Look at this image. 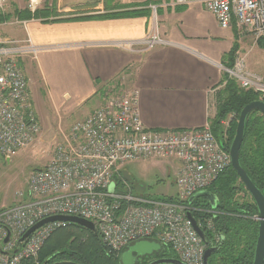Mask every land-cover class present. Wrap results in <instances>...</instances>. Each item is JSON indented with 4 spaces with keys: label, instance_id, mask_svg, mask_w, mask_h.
<instances>
[{
    "label": "built area",
    "instance_id": "built-area-1",
    "mask_svg": "<svg viewBox=\"0 0 264 264\" xmlns=\"http://www.w3.org/2000/svg\"><path fill=\"white\" fill-rule=\"evenodd\" d=\"M192 1L172 0L149 8L155 14L159 7L189 5ZM196 1L214 16L220 29L234 24L255 44L264 42V0ZM7 3L0 0V13H5ZM105 44L130 53L172 45L153 24L140 39ZM47 48L34 44L29 37L17 40L0 36V156L7 161L39 142L41 125L20 62L26 58L36 60L38 53ZM244 59L236 54L232 65L221 69L241 89L256 93L264 101V79L248 70ZM101 93L100 106L62 131L45 165L28 175L25 190L17 193L20 202L0 210V264H38V254L47 238L55 229L66 227L67 222L42 225L19 242L15 254L12 252L28 229L55 215L93 222L101 244L115 255L134 241L154 240L184 264H203L206 246L186 214L203 215L206 211L187 201L225 172L230 166L229 152L209 123L192 129H147L139 115V91L125 86L121 77L104 83ZM163 159H174L179 164L174 179L177 198L150 199L133 193V185L122 176L121 168L138 160ZM196 221L205 233L212 230L209 219L199 217ZM6 230L9 238L3 244Z\"/></svg>",
    "mask_w": 264,
    "mask_h": 264
},
{
    "label": "crops",
    "instance_id": "crops-1",
    "mask_svg": "<svg viewBox=\"0 0 264 264\" xmlns=\"http://www.w3.org/2000/svg\"><path fill=\"white\" fill-rule=\"evenodd\" d=\"M170 1L37 0L30 9V13L37 9V18L31 14L32 18H19L27 7L23 0H14L13 10L1 15L20 22L19 27L8 29L4 22L0 35L17 40L29 37L34 44L49 47L36 60H21L20 66L30 82L31 101H36L33 95L37 94L51 101L56 111L73 115L72 119L66 115L55 118L70 121L66 130L100 106L102 85L117 77L139 91V115L147 129L199 128L215 117L216 99L225 83L221 67L232 62L223 57L236 49L246 53L253 40L234 24L220 29L214 16L196 0L189 5L159 7L155 14L149 8ZM131 11L138 15L99 18ZM152 24L172 45L130 53L105 44L140 39ZM256 44L258 53H264V42Z\"/></svg>",
    "mask_w": 264,
    "mask_h": 264
},
{
    "label": "trees",
    "instance_id": "trees-1",
    "mask_svg": "<svg viewBox=\"0 0 264 264\" xmlns=\"http://www.w3.org/2000/svg\"><path fill=\"white\" fill-rule=\"evenodd\" d=\"M30 14L33 18H37V9H35L33 13H30V9L27 7L22 13H19V18H32ZM126 15H138V13L134 11L125 14L115 13L110 15H102L99 16V18L121 17ZM9 21V17L6 15H1L0 13V24ZM233 52L223 57L224 60L231 59L233 62ZM232 62L228 65V67L232 65ZM224 80L225 83L223 84V88L219 91L216 99L215 117L210 122L211 130L216 138L219 137L218 131L221 121L225 119L228 114L234 113V120H237L241 109L245 105L252 101L258 100V95L256 93L250 90H242L234 81L229 80L226 76ZM236 124L237 121H234L231 124V127L228 130L231 136L227 138L228 140H231ZM224 138L225 135L223 136V134L220 136V138H217L219 139L221 146H223L222 144ZM248 140L255 141V148L251 149L253 150L251 152L252 163L250 164H253V175L251 176L255 182L257 180L262 185H264L262 180L264 176V127L261 117L253 112L248 115L245 122L244 140L239 152L241 162V157L244 153L242 151V147L244 146L245 142H248ZM225 149L227 150V148ZM235 178L234 171L230 170L225 172L219 176L212 183V185L207 188V190H212L215 188L225 192L229 189V186L234 182ZM159 198L173 201V198L169 197ZM234 203L233 209L230 211V213L234 215H245L247 213V209L250 208L249 203L242 202L240 205H238L237 202ZM190 205L195 207L200 206L206 211V213L203 215L196 212H191L195 220H197L199 217H212L209 214L211 208L204 199H198L196 202H192ZM242 208H244L246 211H242ZM213 223L217 232L226 231L227 241L225 242L224 248L220 251L219 259L221 262H218L215 259L212 264H242V262H240V256L242 254V250L239 249L240 239L243 237V232L245 230H249L247 226H245V218L242 216L237 217L220 213L216 218L213 219ZM248 237H250V235ZM118 255L108 252L101 244L99 238H97L89 230L75 224L66 223V227L55 229V231L47 238L38 254V264H52L59 261H71L78 264H119ZM168 255L173 256L172 254Z\"/></svg>",
    "mask_w": 264,
    "mask_h": 264
},
{
    "label": "rangeland",
    "instance_id": "rangeland-1",
    "mask_svg": "<svg viewBox=\"0 0 264 264\" xmlns=\"http://www.w3.org/2000/svg\"><path fill=\"white\" fill-rule=\"evenodd\" d=\"M13 2L14 0H8L5 12H10L11 10H13ZM21 3L24 7H28L29 9H31L32 7H36V4H32L30 0H23V2ZM14 22V19L10 20V23H8L9 26H7V28H18V24ZM10 35L14 37V35ZM250 44L251 47L250 49L248 48L249 51H247L246 53H242L238 51V49H236L232 59L236 54L243 55L245 57L244 63L246 68L251 72L258 74L264 79V53H258L261 52L260 47L257 48L258 45L254 44V42ZM27 76L29 78V81L30 78L32 80L30 73H27ZM29 87H31L30 82ZM39 94H42V91H40ZM33 97L36 99V101H32V104L37 113L36 115H38L41 120L40 139L36 146L23 150V152H25L23 156L22 154L18 153L10 161H7L0 156V210L6 207H10L20 201L17 193L25 190L28 175L35 169H40L45 165L52 154L54 142L61 140V132L66 131L65 128L70 123V121H55V118H59V115L63 116L66 114L62 110L56 111L51 101H45L43 97L39 99L37 94H34ZM259 99L260 98L258 96V100ZM49 116H51L52 120L54 119V121H52ZM66 117L72 119L73 115L68 114L66 115ZM234 119V113H230L225 119L221 121V125L218 131L219 137L217 138H220L222 134L227 138L231 136L228 130L231 127V124L234 121H237ZM222 122L224 123V126L222 125ZM58 125H60V127H58ZM254 148L255 141L248 140V142H245L244 146L242 147V151L247 156H251V152L253 151L251 149ZM177 164V161L174 159L138 160L125 164L121 168L120 172L122 176H124L133 185V193L135 194L147 195L150 197V199L156 197H169L176 199L178 189L174 183V179L177 172ZM204 224H207V221H205ZM212 231L213 229L207 233L210 235ZM207 233L205 234L209 237Z\"/></svg>",
    "mask_w": 264,
    "mask_h": 264
},
{
    "label": "water",
    "instance_id": "water-1",
    "mask_svg": "<svg viewBox=\"0 0 264 264\" xmlns=\"http://www.w3.org/2000/svg\"><path fill=\"white\" fill-rule=\"evenodd\" d=\"M252 112H258L264 124V101H260V100L252 101L248 103L247 105H245L241 109L238 115L234 137H233V140H232V143H231V146L228 152L230 156V165L232 169L237 174L238 178L242 182L246 191L250 194L258 210V215H259L258 232H257V239H256V244H255L253 264H263V260H264V196L258 190V188H256L252 180L246 174L244 169L240 166L239 156H238L240 145H241V142L244 136L245 122H246L248 115ZM197 199H204L209 205V207L213 210L217 208L214 203L215 196L208 190H202V191H199L193 194L188 199L187 203L190 205L192 202H194ZM186 216H187V219L190 221L191 226L193 230L195 231V233L197 234V236L201 239L203 244L207 246V249L205 250L204 256H203V264H209L208 259L214 252V250L211 248V241L209 237L205 234V232L197 225V221L195 220L191 212H187ZM62 221L67 222L69 224H75V225L81 226L89 230L97 238H99L95 224L93 222H90L88 220L75 217V216L55 215V216H50V217L42 219L41 221L36 223L33 227L28 229L23 234V236L17 241L16 247L13 250L12 254H15L17 252L19 242L24 240L29 234H31L37 228L47 223L62 222ZM6 231H7V235L2 241L3 244L6 243L9 238V231L8 230ZM160 250H162V246L157 241L137 240L125 246V248L118 255V262L119 264H137L138 261L140 262L145 257L157 255L160 252ZM52 264H78V263L71 262V261H59V262H54ZM150 264H184V263H182L178 259L162 258Z\"/></svg>",
    "mask_w": 264,
    "mask_h": 264
},
{
    "label": "flooded vegetation",
    "instance_id": "flooded-vegetation-1",
    "mask_svg": "<svg viewBox=\"0 0 264 264\" xmlns=\"http://www.w3.org/2000/svg\"><path fill=\"white\" fill-rule=\"evenodd\" d=\"M253 113H256V115L261 117L258 112H253ZM263 127H264V124H263ZM235 129H236V127H235ZM234 133H235V130H234ZM244 133H245V130H244ZM233 137H234V134H233L231 140L230 139L228 140L227 137H225L223 139V144H222L223 146L222 147L227 148V151H229ZM243 140H244V136H243ZM243 140L241 142V145L243 143ZM238 156H239L240 166L244 169V171L249 176V178L252 180V182L254 183L256 188H258V190L264 196V185H262L257 180L255 182L253 180V177L251 176V175H253V164L250 165L252 163V157L250 155L247 156L246 154L243 153V156L241 157V159H242V162H241L239 153H238ZM230 170L234 171L232 169L231 165L225 170V172H228ZM234 173H235V171H234ZM235 177L236 178H235L234 182L229 186V189L225 192L218 190V189H215V188H213L212 190H208L215 196V202L214 203H215V206L217 207L214 210L211 209L209 212V214L212 216L211 217L212 219L208 218L211 221L212 229H213V231L211 232L212 235H211V233L209 235V239L211 241V248L214 250V252L212 253V255L208 259L209 264H212V262L215 261V259H216V261L221 262V260L219 259L220 251L224 248L225 242L227 241L226 231L225 232H217V230L215 229V225L213 223V219L216 218L220 213L221 214L224 213L225 215H233V216H237V217L242 216L243 218H245V226H247V228L249 230H247V231L245 230L243 232V237H241V239H240L239 249L242 250L241 251L242 254L240 256L241 257L240 262H242V264H253L254 253H255V244H256L257 232H258V217H259L258 210H257V207H256L253 199L251 198L250 194L244 188L242 182L240 181V179L238 178L236 173H235ZM262 180L264 182V176H263ZM194 202H196V200ZM234 202H237L238 205H240L242 202L243 203H249L250 208L247 209V213L245 215H234V214L230 213V211L233 209V206L235 204ZM220 208H221V210H220ZM244 210L245 209L242 208V211H244ZM249 235H250V237H248ZM206 249H207V246H206L205 250ZM168 254H172V253H170V251H168L167 248H162V250H160V252L157 255L145 257L140 262L138 261L137 264H150V263H152L158 259H162V258L176 259L175 256H170ZM263 264H264V260H263Z\"/></svg>",
    "mask_w": 264,
    "mask_h": 264
},
{
    "label": "bare ground",
    "instance_id": "bare-ground-1",
    "mask_svg": "<svg viewBox=\"0 0 264 264\" xmlns=\"http://www.w3.org/2000/svg\"><path fill=\"white\" fill-rule=\"evenodd\" d=\"M31 2H36L37 0H30ZM15 23V22H14ZM1 36V35H0ZM210 187V186H209ZM162 248H166V247H164V246H162ZM168 250V249H167ZM169 251V250H168ZM174 256V255H173Z\"/></svg>",
    "mask_w": 264,
    "mask_h": 264
}]
</instances>
